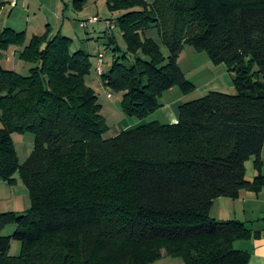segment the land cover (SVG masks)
<instances>
[{
	"label": "trees",
	"instance_id": "1",
	"mask_svg": "<svg viewBox=\"0 0 264 264\" xmlns=\"http://www.w3.org/2000/svg\"><path fill=\"white\" fill-rule=\"evenodd\" d=\"M126 63L115 57L102 83L122 92L123 111L143 119L161 95L194 88L177 58L184 46L225 63L235 92L217 90L184 102L176 122L152 120L105 137L109 130L86 82L90 54L71 50L57 33L0 32V180L18 173L28 190L24 212L0 213V264H149L163 255L185 264H248L233 247L251 237L239 220H216L218 197L264 192V174L245 179V161L264 146V0H106ZM155 28L165 59L146 31ZM111 44V39H110ZM22 46L28 75L6 69L2 51ZM12 133H31L34 147L19 163ZM13 224L11 234H1ZM12 240L20 242L10 255Z\"/></svg>",
	"mask_w": 264,
	"mask_h": 264
},
{
	"label": "rangeland",
	"instance_id": "2",
	"mask_svg": "<svg viewBox=\"0 0 264 264\" xmlns=\"http://www.w3.org/2000/svg\"><path fill=\"white\" fill-rule=\"evenodd\" d=\"M121 14L120 11L111 12L106 0H0V32L5 27L24 31L26 41L32 35L47 33L51 37L60 33L72 39L70 46L72 51L82 49L90 54L91 72L86 77V82L95 90L98 95V102L102 105L101 114L109 126L105 137H113L122 130L157 119L156 114H158L150 113L143 119L127 115L122 108V92H115L106 87L96 72L98 53L104 51L103 72L113 62L114 47L117 48V56L126 54V63H131L137 56L145 58L141 52L137 54L127 52V44L117 22V18ZM93 16L99 17L100 20L90 23L86 27L80 26L81 21L88 20ZM108 21L114 24L112 29L107 26L106 22ZM146 33L147 36L157 42L164 58L167 59L168 50L162 43L156 29L151 28ZM21 50L22 46H10L9 49L2 51L1 63L6 69H12L21 75H28L30 69L36 64L20 59L19 52ZM177 62L186 79L194 85V88L186 93H183L179 86H174L188 100L199 98L208 92V90L202 92L199 85L211 77L213 72L209 65H217V81H223V85L218 89L227 93L235 92L233 76L228 71L226 64H214L206 51L195 49L186 44L179 54ZM222 67H226L225 76H221L223 75L220 70ZM197 86L198 89H196ZM172 96L173 94L168 95V90H166L160 97V103H164ZM12 139L19 163L25 162L33 150L34 136L31 133H12ZM13 229L14 225L8 224L1 234L9 235ZM238 245L239 241L236 240L233 247L237 248ZM20 246L19 241L12 240L9 253L17 255Z\"/></svg>",
	"mask_w": 264,
	"mask_h": 264
},
{
	"label": "crops",
	"instance_id": "3",
	"mask_svg": "<svg viewBox=\"0 0 264 264\" xmlns=\"http://www.w3.org/2000/svg\"><path fill=\"white\" fill-rule=\"evenodd\" d=\"M216 67L217 65H209V68L215 74L212 73L209 79L204 80L201 85H199V88L202 92H206L207 90L220 91V89L218 88L223 85V81H217L218 76H216ZM220 70L221 74H223L221 76H225L226 67H222L220 68ZM196 89H198V86L196 87ZM171 94H173V96L164 101V103H162V106L153 112L158 113L156 114L157 119L155 118L153 120L161 123H173L177 121L179 115V107L188 99L182 92L177 90L176 87H171L168 90V95ZM259 158L261 159V165L259 169H257L255 164L256 156H250L245 161L244 167L246 180L253 181L258 172L264 174V146L260 152ZM14 178L15 179L13 180V182L0 180V212H24L30 207V198L27 188L23 184L18 173L14 175ZM209 215L211 218L216 220H239L244 222L245 225L251 230L252 235L248 239L237 240L239 241L237 249H242L249 252L250 258L248 264H264L263 191L256 192L253 190L242 189L240 190L236 198L218 197L213 200ZM149 264L185 263L181 257L163 255L158 260Z\"/></svg>",
	"mask_w": 264,
	"mask_h": 264
},
{
	"label": "built area",
	"instance_id": "4",
	"mask_svg": "<svg viewBox=\"0 0 264 264\" xmlns=\"http://www.w3.org/2000/svg\"><path fill=\"white\" fill-rule=\"evenodd\" d=\"M100 20L99 17L97 16H93L91 17L90 19L88 20H83L80 22V26L81 27H86L88 24L90 23H95V22H98ZM107 23V26L112 29L114 24L110 21L106 22ZM104 51L103 52H99L98 53V60H97V66H96V72L98 75H100L102 73V68H103V63H104ZM110 96V94H108Z\"/></svg>",
	"mask_w": 264,
	"mask_h": 264
}]
</instances>
